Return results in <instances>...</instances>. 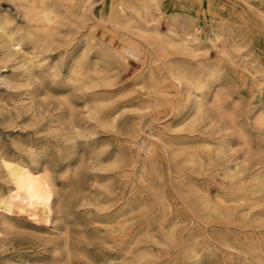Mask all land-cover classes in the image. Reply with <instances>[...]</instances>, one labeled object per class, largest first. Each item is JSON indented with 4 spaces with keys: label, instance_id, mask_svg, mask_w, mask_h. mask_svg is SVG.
Instances as JSON below:
<instances>
[{
    "label": "bare ground",
    "instance_id": "1",
    "mask_svg": "<svg viewBox=\"0 0 264 264\" xmlns=\"http://www.w3.org/2000/svg\"><path fill=\"white\" fill-rule=\"evenodd\" d=\"M6 1L11 8L0 3V80L7 92L24 88L31 101L8 105L15 110L8 112L9 121L24 112L23 123L29 121L37 135L46 120L52 137L72 144L93 145L100 134L103 140L110 132L121 133L128 156L105 163L101 152L91 170L137 171L158 198L163 238L152 240L147 228L135 223L138 206L74 203L66 194L78 184L81 165L71 159L63 160L58 183L47 169L36 174L35 168L0 159V179L8 186L7 192L0 190V264H81L92 240L102 249L99 264H147L154 258L148 239L164 246L180 243L183 260L196 263L200 251L210 247L208 224L219 242L215 250L251 255L248 264H264V247L256 238L264 233V0ZM201 23L208 32L200 31ZM209 43L224 65L218 72ZM131 61L139 64L140 84H151L128 105L117 98L133 89L121 84ZM172 87L183 92L185 104L174 105L176 93L166 90ZM38 95L52 100L49 109L35 105ZM4 98L0 93V102ZM129 108L136 109L133 119ZM59 119L63 136L55 134ZM202 123L216 126L221 138L194 142L191 134ZM175 128L187 132L176 135ZM178 157L181 167L196 166L195 174L219 171L223 179L213 182L219 187L213 200L189 177L184 197L196 220L177 215L166 231L171 205L155 182L160 167ZM103 188L114 194L109 184ZM180 224L187 226L178 242ZM223 224L227 227L217 226ZM200 237L202 244L196 241ZM228 263L221 256L220 264Z\"/></svg>",
    "mask_w": 264,
    "mask_h": 264
},
{
    "label": "rangeland",
    "instance_id": "2",
    "mask_svg": "<svg viewBox=\"0 0 264 264\" xmlns=\"http://www.w3.org/2000/svg\"><path fill=\"white\" fill-rule=\"evenodd\" d=\"M0 3L2 9L11 8L6 4V0H1ZM12 12L14 13V16L20 20V15L18 13H15L14 10H12ZM162 23V30H165H163V32H167L165 22L162 21ZM200 26V31L202 33L208 32V25L201 23ZM207 49H209L210 57L212 56L210 58L211 64L216 65V68L214 67L215 71L218 72L222 70V68H224V65L219 62V56L217 55L216 50L212 49V44H207ZM138 66L139 64L137 62L131 61L125 72L122 74L121 78L123 81H121V84L129 83V90H131L132 88L133 89L129 91L126 96L117 98V101L119 103H126L128 105H131L129 101L138 96L140 93H143L144 86H149L151 84L150 81H145V84H143L144 86L140 84V80H138L136 76L139 73ZM166 90L174 94L176 93V95L178 94L177 96H172L174 105H180L179 103L185 104L183 101V92H181L180 90L177 91V89L174 87L167 88ZM231 90H234V88L232 87ZM23 91H25L24 88L7 92L3 82L0 80V93H3V95H5L4 102H0V154H2V157H0V159H5L12 164L18 163L21 166H29L32 169L35 168L34 172L36 174H40L44 169H47L48 175L53 181L57 183L60 182L63 174L61 173L64 169L63 160L67 158L71 159V162L73 164L78 163L81 165V172L80 178L78 179V184L70 188L69 193H67L66 196L70 198L72 197L71 200H73L74 203H78L79 201H85L88 203H94L97 201L101 203L104 201L113 200L116 206L123 203H129L138 206L140 208L139 211L135 214V223L144 225L147 228L148 236L154 237V239L152 240H161L163 238V234L160 231V224L158 223L157 219L159 217L158 208L160 207L158 198H155V192L150 189L148 184L143 183L138 179L137 171H134L133 169H127L125 174L123 169L117 168L101 172L91 170L94 161L100 158L99 155L101 152L103 153V155L101 156L102 160L105 163H109L116 157L124 158L125 156H128V151L126 150L127 144L124 140V136L121 133L115 134L110 132L108 134H105L106 138L103 140L101 139L103 135L100 134L98 141L93 145H85L83 143V140H80L78 142L75 141L74 144H72L71 142H64L62 139L52 137L50 134V130H48L46 127V120L43 123L45 125L44 131L35 135V130L33 127H31V123L29 121L23 123V121L27 120L28 118V115L24 114V112H22L21 117L17 118L14 122H10L8 119L9 111L15 113V110L13 108H9V106H14V100L22 99L23 103L25 104L31 102L29 98L30 95L22 94ZM34 102L35 105L40 103L42 109H49L51 105L49 106L48 104L49 102L51 103L52 100L38 95L35 96ZM15 105H17V103ZM181 112L183 113L184 109ZM136 113L137 112L135 108H129L127 110V115L130 119H133L135 116H137L135 115ZM168 118L172 119L171 116H169ZM55 126V134L63 136L65 134L66 128L62 124L60 119L56 122ZM216 128V126L212 127L209 123L200 124V126H197L195 131L191 134V136H193V141L198 142L206 140L217 142L221 138V136L215 134ZM186 132L187 131H181V128H175L172 133L179 135L186 134ZM15 144L19 145L20 148L17 149L15 147ZM71 145L74 147V149L70 152L69 147H71ZM27 149L33 150L35 153H37V156L32 157L30 154L28 155ZM33 160L36 161L32 162ZM181 160V157H178L175 160L169 158V162L166 161V163L162 167H160L161 178L155 182L156 190H158L159 193H164L165 197L171 205L170 208L172 213L168 215L166 219L167 221L163 224L166 227V231L172 230V221L175 220V217H177V215H180L182 219L185 220H196V218L190 214L187 208L189 202L187 203L184 197L186 188L185 184L190 182L189 177L193 178L194 183H197L202 189L208 190V193L213 200L217 198V189L219 188L213 182L215 179H217L218 181L223 179L222 174L219 171H213L209 176L195 174L194 172L197 171V167H191L187 165L181 167L179 165L181 163ZM95 174H97V177L94 176ZM108 184L114 191V194L111 196L108 195V193L103 188V185L105 186ZM99 186L101 187V189ZM7 189L8 186L4 183L3 180L0 179V190L5 193L7 192ZM81 210L82 208H77L76 212H80ZM79 214L81 215L82 213ZM186 226V224H180L177 226L176 230L178 242H181L182 235L184 236L186 234L185 232H183L184 227ZM217 226L227 227L226 224ZM213 228L214 227H212V224H208L205 227L206 235H208L209 233L211 234V237L208 238L210 247L208 250L203 249L200 251L199 256L201 259H199L198 262L195 263L193 260H183L180 251V243H177L176 245L164 246L155 244L152 240L148 239L146 244L147 250L154 253V258L148 257L147 264H169L171 260L175 259L178 260L177 264H220L221 256H226L227 258H229L228 264H248L250 262V259L253 260L251 255L238 254L237 251L235 252L229 250L224 252L222 251L224 249L220 248H217L215 250L214 247H219V242L216 236L214 237V234L211 233ZM260 231L264 232V230ZM257 234L258 235L256 236V238L260 240L259 243L264 247V233ZM203 239V237H200L196 241L197 243L202 244V242L205 241ZM85 246L87 249L86 251H88L86 252L88 260L82 259L81 264H99L102 259L101 246L96 241L94 243V240L90 241ZM39 248L41 250H37L43 253V248ZM3 261L4 260H2V262Z\"/></svg>",
    "mask_w": 264,
    "mask_h": 264
}]
</instances>
